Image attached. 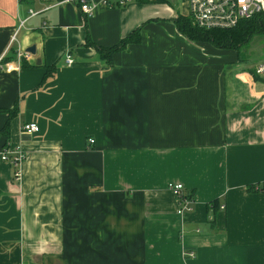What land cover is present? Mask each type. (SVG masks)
<instances>
[{"label":"crops","instance_id":"obj_1","mask_svg":"<svg viewBox=\"0 0 264 264\" xmlns=\"http://www.w3.org/2000/svg\"><path fill=\"white\" fill-rule=\"evenodd\" d=\"M89 1L85 16L65 0H0V107L17 105L0 134V264H264V193L247 189L264 182L253 66L178 32L186 0ZM138 26L139 42L100 57ZM15 146L16 167L1 159ZM168 183L190 193L189 212Z\"/></svg>","mask_w":264,"mask_h":264},{"label":"built area","instance_id":"obj_2","mask_svg":"<svg viewBox=\"0 0 264 264\" xmlns=\"http://www.w3.org/2000/svg\"><path fill=\"white\" fill-rule=\"evenodd\" d=\"M72 2L85 15H91L96 4L89 0H65ZM137 0H100L103 6H124L126 3ZM187 13L192 23L204 29H228L236 26L240 21L254 17L257 14L264 13V0H186ZM34 11L29 10V15L33 16ZM22 22L19 23L18 28L13 32L10 43L16 41V35ZM10 47V46H9ZM6 51L0 56V70L9 68V64L4 62ZM27 53L17 48L15 50V61L17 64L26 56ZM73 63L72 58L68 55L65 59L66 65ZM254 76L264 83V60L252 67ZM21 130L32 133L38 131V126L35 122H28L21 126ZM88 145H92L93 139H87ZM25 157V152L20 146H15L12 150H4L1 154V159L9 161L13 166H17ZM14 175L17 176L16 171ZM256 192L264 193V182L258 183ZM167 189L174 195L176 199V212L182 214L189 212L192 208V197L189 192L185 191L181 183H168ZM220 209L224 206L220 205ZM186 258L194 257V252L191 249H186L183 252Z\"/></svg>","mask_w":264,"mask_h":264},{"label":"trees","instance_id":"obj_3","mask_svg":"<svg viewBox=\"0 0 264 264\" xmlns=\"http://www.w3.org/2000/svg\"><path fill=\"white\" fill-rule=\"evenodd\" d=\"M140 3H155L163 2L164 0H137ZM178 32L183 34L188 40L194 42H203L212 45L215 48L219 49H228L235 50L237 52L240 45L247 42L253 35L260 34L262 32L263 22H264V13L257 14L254 17H251L246 20L240 21L236 26L228 29H204L194 25L191 19L185 15L177 13L174 17L170 19ZM140 41V26L126 34L121 38L117 44L103 48L96 46L97 52L101 58H104L107 63L111 62V54L117 50L122 49L128 43H137ZM94 46L89 39L86 42ZM94 46V47H95ZM10 58V57H9ZM5 57V59H9ZM23 66H28L25 63H22ZM46 72L40 82L41 86L48 76H51V71L53 70V65L45 66ZM252 75L254 74L253 69L251 70ZM254 76V75H253ZM255 79H258L257 76H254ZM38 86V87H39ZM17 111L16 103L9 108L0 107V113L8 114V118L0 130V134L8 135V125L9 117L13 116ZM258 184H249L247 186L248 191L256 192ZM213 207H216L217 200L210 202Z\"/></svg>","mask_w":264,"mask_h":264},{"label":"rangeland","instance_id":"obj_4","mask_svg":"<svg viewBox=\"0 0 264 264\" xmlns=\"http://www.w3.org/2000/svg\"><path fill=\"white\" fill-rule=\"evenodd\" d=\"M166 3L177 11L181 8L182 0H165ZM225 56L226 64H232L238 57V64L240 66H255L264 60V22L262 32L253 35L247 42L240 45L237 52L235 50H222ZM237 56V57H236ZM247 68V69H248ZM250 69V68H249Z\"/></svg>","mask_w":264,"mask_h":264},{"label":"water","instance_id":"obj_5","mask_svg":"<svg viewBox=\"0 0 264 264\" xmlns=\"http://www.w3.org/2000/svg\"><path fill=\"white\" fill-rule=\"evenodd\" d=\"M25 51L28 53H34V46L26 48Z\"/></svg>","mask_w":264,"mask_h":264}]
</instances>
